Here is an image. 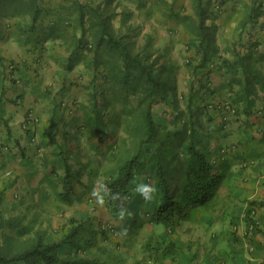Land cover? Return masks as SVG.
Segmentation results:
<instances>
[{
    "label": "crops",
    "instance_id": "1",
    "mask_svg": "<svg viewBox=\"0 0 264 264\" xmlns=\"http://www.w3.org/2000/svg\"><path fill=\"white\" fill-rule=\"evenodd\" d=\"M106 32L178 94L193 84L198 95L209 82L215 104L236 102L224 122L215 104L195 98L199 147L226 173L210 224L195 223L212 228L217 264H264V0H0V191L18 182L29 197L59 202L66 159L73 204L87 202L83 176L117 170L121 156L108 145L113 130L112 141L127 138L121 122L102 144L101 132L87 136L72 119L83 117L75 105L100 103V73L105 96L122 77Z\"/></svg>",
    "mask_w": 264,
    "mask_h": 264
},
{
    "label": "trees",
    "instance_id": "2",
    "mask_svg": "<svg viewBox=\"0 0 264 264\" xmlns=\"http://www.w3.org/2000/svg\"><path fill=\"white\" fill-rule=\"evenodd\" d=\"M107 37L112 44L111 50L118 52L122 60V77L112 79L111 88L115 91L116 102L120 100L125 104L120 117L127 138L121 143L109 142V150L115 156L119 152L121 160L117 162V170H111L112 174L101 184L111 190L104 197V204L112 216L117 219L125 216L126 224H129L131 217L127 213L136 184L143 181L154 185L157 191L153 199L145 200L138 193L137 201L142 199L141 203L147 208L144 215L151 224L163 225L168 230L166 236L150 249L160 260H173L184 247L183 242L173 235L188 222L210 224L209 215L214 214L221 202L220 189L226 173L218 170L212 158L199 147L192 110L196 97L202 98L205 106H213L215 91L208 82L198 95L193 84L188 94H178L177 87L153 71L150 64L132 56L122 40L110 33ZM135 70L137 73L132 72ZM98 79L102 87L109 81L102 73ZM100 97L106 102L105 90H99ZM226 100L238 112L236 102L231 99L222 102ZM222 102L214 105L220 117L224 112ZM75 181L76 176L65 159V174L61 180L63 190L56 193L60 202L73 204ZM9 188L12 187L0 191V236L5 240V244H0V264H113L84 253L85 245L93 244V238L85 230L84 222H78L74 217L68 228L59 230L61 234L36 230L25 246L20 242L10 244L11 239H19L29 229L22 224L24 215L6 214L5 196ZM13 191L15 198H22L17 187ZM140 212L141 209L137 208V213ZM105 223L99 227L104 237L110 233L109 229L102 227ZM192 256L186 264H192L195 255Z\"/></svg>",
    "mask_w": 264,
    "mask_h": 264
},
{
    "label": "rangeland",
    "instance_id": "3",
    "mask_svg": "<svg viewBox=\"0 0 264 264\" xmlns=\"http://www.w3.org/2000/svg\"><path fill=\"white\" fill-rule=\"evenodd\" d=\"M98 89L102 90L103 87L98 85ZM106 93V102L103 97H100V103L97 104L95 101L96 105L92 103L90 107L84 106L85 103L80 104V106L75 105L73 114L80 111L83 117L72 118L76 123L78 119L85 122L80 129L81 131L84 130L87 136L95 134L97 137L98 132H101L102 139L100 143L102 144L105 142V135L110 131L111 126L122 122L123 119L120 114L123 106H125L122 101H120V107L117 105L118 101L113 104L115 91L111 86L106 90ZM110 104L113 105L112 108ZM61 117L62 115L59 116L60 119H62ZM119 132L124 133L122 128ZM114 134L115 131L113 130L110 141L116 138ZM110 171L103 174L83 176L88 186L84 193L87 194L89 201L78 200L72 205L61 203L59 200L57 202L52 197V199L48 198L50 196L45 197V199L42 197L33 198L32 195L29 197L28 194L22 193L21 190L24 189L21 185L17 187L18 182L10 184L12 188L8 189L5 196L6 214L9 216L24 215L21 218L22 224L29 229L19 239H11L10 244L20 242L21 245L25 246L36 230H47L53 235L61 234L60 231H63L64 227L68 228L71 218L74 217L78 222H84V226H87L85 230H88L93 238V244H87L84 247V253L88 256H96L113 264H186L193 257L192 255H195L192 264H208L205 261L206 259L209 261L212 259L217 264L213 260L217 259V254L212 253V228H207L200 223H186L173 235V238H178L184 245L175 259L160 260L159 256H155L150 247L151 245H157L159 240L166 236L168 230L163 225H153L148 221L146 214L144 215L147 208L141 203L140 200L142 199L137 201V192L134 193L127 213L131 217L129 224H126L127 219L124 218L125 216L121 219L112 216L107 206L104 203L101 204L97 197L92 195L93 190L98 189L103 181L112 174ZM10 178L13 179L12 176ZM15 187L22 193V198H15L13 193ZM141 204L142 206H140ZM137 208L141 209L139 214ZM104 222L113 225L114 228V231L107 233L106 237L99 232L100 224ZM0 244H5L2 236H0Z\"/></svg>",
    "mask_w": 264,
    "mask_h": 264
},
{
    "label": "clouds",
    "instance_id": "4",
    "mask_svg": "<svg viewBox=\"0 0 264 264\" xmlns=\"http://www.w3.org/2000/svg\"><path fill=\"white\" fill-rule=\"evenodd\" d=\"M110 189L107 185H101L98 189H94L92 192L93 196H96L98 201L103 204L104 197L110 193ZM135 191L139 193L145 200H151L154 198V194L156 193L157 189L154 185L150 183H137L135 187ZM121 216L124 215L123 212L120 213Z\"/></svg>",
    "mask_w": 264,
    "mask_h": 264
},
{
    "label": "built area",
    "instance_id": "5",
    "mask_svg": "<svg viewBox=\"0 0 264 264\" xmlns=\"http://www.w3.org/2000/svg\"><path fill=\"white\" fill-rule=\"evenodd\" d=\"M73 103L74 102H72V104L70 105L71 110L73 109ZM221 107L224 110V112L222 113L220 117L222 121H229L232 115L236 113V108L228 100L222 102ZM33 121L38 122L39 119L33 117ZM228 150H229V147H226V146L221 149L222 152H226ZM102 227L104 229H109L110 231H114L113 225L111 224L105 223Z\"/></svg>",
    "mask_w": 264,
    "mask_h": 264
}]
</instances>
